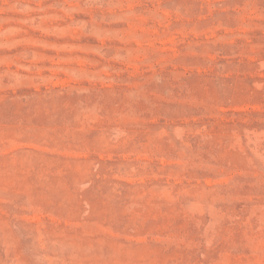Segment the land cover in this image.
I'll list each match as a JSON object with an SVG mask.
<instances>
[{
    "label": "rangeland",
    "instance_id": "374dc122",
    "mask_svg": "<svg viewBox=\"0 0 264 264\" xmlns=\"http://www.w3.org/2000/svg\"><path fill=\"white\" fill-rule=\"evenodd\" d=\"M0 264H264V0H0Z\"/></svg>",
    "mask_w": 264,
    "mask_h": 264
}]
</instances>
